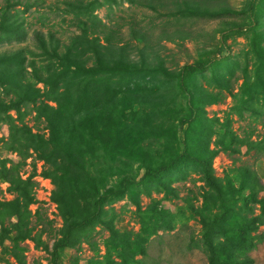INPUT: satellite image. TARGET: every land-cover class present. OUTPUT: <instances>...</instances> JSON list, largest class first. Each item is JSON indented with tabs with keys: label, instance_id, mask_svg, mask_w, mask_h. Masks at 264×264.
I'll return each instance as SVG.
<instances>
[{
	"label": "rangeland",
	"instance_id": "rangeland-1",
	"mask_svg": "<svg viewBox=\"0 0 264 264\" xmlns=\"http://www.w3.org/2000/svg\"><path fill=\"white\" fill-rule=\"evenodd\" d=\"M64 1L0 0V22L21 11L27 32L0 45V264H54L56 244L100 195L184 152L104 206L58 264H209V230L224 264H264V0L104 6L101 57L72 50L70 61L118 70L71 82L58 107L46 93L81 33L74 16L61 21Z\"/></svg>",
	"mask_w": 264,
	"mask_h": 264
},
{
	"label": "trees",
	"instance_id": "trees-1",
	"mask_svg": "<svg viewBox=\"0 0 264 264\" xmlns=\"http://www.w3.org/2000/svg\"><path fill=\"white\" fill-rule=\"evenodd\" d=\"M126 2L129 5L135 4L136 0H88V1H78L77 6L73 7L68 0L65 2V7L67 9L65 11H62V15L60 17L61 21L64 23L67 21V16H74V21L77 22V28L80 30V35L74 36L71 39V42L69 45H67L64 50L67 51V53L63 56V58L58 59V72L53 76V82L50 85V88L48 89L46 95L49 98V100L55 101L58 107H62V99L65 97V94L63 92H60V90L63 88H67L66 86L69 85L71 82H76L79 78L86 77V74H93L95 72H113L118 69H112L107 70L103 63L101 64V60H99V65L97 70H85L83 67V63H72L70 61V51L73 50L75 55L79 58L81 56H85L88 54V50H93L94 54H96L98 57L100 56V53L98 51V47L100 45L98 44V38L96 36L98 30H96L97 25H101L102 23L96 16L95 12L104 6L113 7L118 6L119 2ZM9 6V5H8ZM11 6L8 8L10 9ZM250 15L253 14L254 11V3L251 2L249 6ZM19 13L22 14L21 11H15L11 13L10 11H5L1 16V22H0V45L3 44H11V43H22L27 38V32L25 30L26 27V21L25 19H22L19 15ZM71 20V19H70ZM72 23V22H71ZM101 23V24H100ZM91 29L94 36L87 33L88 30ZM50 42L51 43H58V40L54 38V36L51 34L49 35ZM77 53V54H76ZM101 59V58H100ZM70 62L73 65H70ZM71 66H74V69L71 70ZM198 69H204V66H198ZM198 69L196 68H190V69H184L182 71V74L180 75L179 79V86L181 89V92L188 93V78H190ZM186 70V71H185ZM68 88H70L68 86ZM65 101V100H64ZM105 121L107 119L105 118ZM55 131V129H54ZM28 132V131H26ZM32 137V135H31ZM56 142L58 143V146H61L60 139H57L56 135ZM188 159L189 155L187 152H184L183 155H180L179 157L175 158L173 163L162 167L160 169H152L147 168L145 169L144 175L141 180H139L140 183L143 182L144 178H158L160 177L163 172L168 171L171 167H173V164L179 163L182 161V159ZM203 166L205 164L201 162ZM139 182H136L131 177H124L117 186L107 190L103 195H100L98 199L95 202V206L93 211L90 213L89 216L85 217L82 221L72 223L64 232L63 238L61 241H59L53 251L54 255V264H58V250L67 248L69 245V242H71V238L73 235L83 230L86 227L91 226L94 222H99L103 213L102 208L106 206L107 204H110L114 201L122 199L127 192L133 188V186L137 185ZM231 192V191H230ZM232 193V192H231ZM245 201H251L250 198L245 199ZM164 219L161 218V216H158L157 222L160 224H163ZM212 230H209L205 233L206 238V244L208 246L209 250V258L208 263L209 264H224L220 258V254L216 253L210 242H208V239L212 236ZM247 231V226H241L238 228V235L244 236Z\"/></svg>",
	"mask_w": 264,
	"mask_h": 264
}]
</instances>
